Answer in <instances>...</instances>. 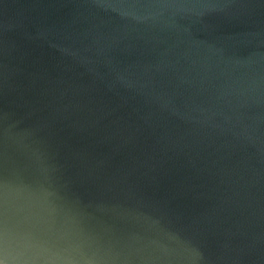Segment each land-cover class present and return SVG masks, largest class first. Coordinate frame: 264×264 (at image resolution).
I'll use <instances>...</instances> for the list:
<instances>
[{
	"label": "water",
	"instance_id": "95a60500",
	"mask_svg": "<svg viewBox=\"0 0 264 264\" xmlns=\"http://www.w3.org/2000/svg\"><path fill=\"white\" fill-rule=\"evenodd\" d=\"M4 264H264V0H0Z\"/></svg>",
	"mask_w": 264,
	"mask_h": 264
},
{
	"label": "clouds",
	"instance_id": "9594fccd",
	"mask_svg": "<svg viewBox=\"0 0 264 264\" xmlns=\"http://www.w3.org/2000/svg\"><path fill=\"white\" fill-rule=\"evenodd\" d=\"M0 264H4V262L2 260H0Z\"/></svg>",
	"mask_w": 264,
	"mask_h": 264
}]
</instances>
